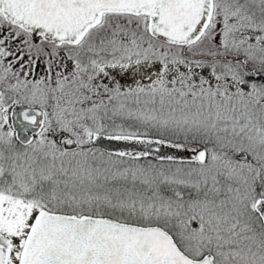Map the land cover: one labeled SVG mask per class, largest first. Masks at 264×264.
Masks as SVG:
<instances>
[{"label": "snow or ice", "instance_id": "1", "mask_svg": "<svg viewBox=\"0 0 264 264\" xmlns=\"http://www.w3.org/2000/svg\"><path fill=\"white\" fill-rule=\"evenodd\" d=\"M0 264H264V0H0Z\"/></svg>", "mask_w": 264, "mask_h": 264}, {"label": "water", "instance_id": "2", "mask_svg": "<svg viewBox=\"0 0 264 264\" xmlns=\"http://www.w3.org/2000/svg\"><path fill=\"white\" fill-rule=\"evenodd\" d=\"M12 113L10 114L11 118ZM12 121V119H11ZM103 146L108 148L109 150H133V149H142L143 145H137V144H131L126 142H120V141H104ZM162 153L164 154H176L178 156L187 157L190 155L188 152H177L175 149H170L167 147L161 148Z\"/></svg>", "mask_w": 264, "mask_h": 264}, {"label": "rangeland", "instance_id": "3", "mask_svg": "<svg viewBox=\"0 0 264 264\" xmlns=\"http://www.w3.org/2000/svg\"><path fill=\"white\" fill-rule=\"evenodd\" d=\"M126 82L127 81L122 80V83H126ZM10 114H11V110L9 111V123H12L11 118H10ZM5 130H7V127L5 128Z\"/></svg>", "mask_w": 264, "mask_h": 264}]
</instances>
